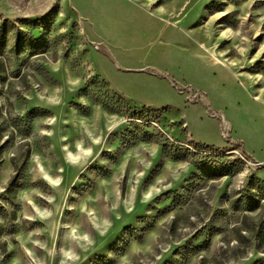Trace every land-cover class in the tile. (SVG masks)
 <instances>
[{
    "label": "rangeland",
    "instance_id": "1",
    "mask_svg": "<svg viewBox=\"0 0 264 264\" xmlns=\"http://www.w3.org/2000/svg\"><path fill=\"white\" fill-rule=\"evenodd\" d=\"M0 264H264V0H0Z\"/></svg>",
    "mask_w": 264,
    "mask_h": 264
}]
</instances>
